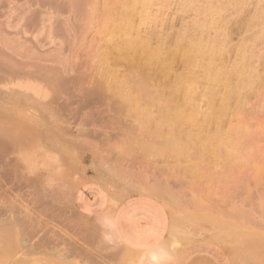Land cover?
<instances>
[{"label": "rangeland", "instance_id": "374dc122", "mask_svg": "<svg viewBox=\"0 0 264 264\" xmlns=\"http://www.w3.org/2000/svg\"><path fill=\"white\" fill-rule=\"evenodd\" d=\"M117 1L0 0V264H128L138 255L101 219L77 210L75 192L86 173L112 197L148 195L168 211L165 259L144 264H172L198 244L218 249L230 264H264V83L245 95L241 110L251 134L239 139L246 160L228 166L212 153H167L155 128L129 116L96 69L101 15L91 17V6ZM154 1L157 18L137 23L136 33L171 40L191 32V3ZM213 2L227 4L215 11L227 23L224 60L231 64L238 45L264 31V0ZM253 20L259 23L250 26ZM173 64L169 77L154 67L141 75L149 84H169L183 70L179 60ZM253 64L264 73V63ZM111 65L119 74L130 68L123 60Z\"/></svg>", "mask_w": 264, "mask_h": 264}, {"label": "bare ground", "instance_id": "6f19581e", "mask_svg": "<svg viewBox=\"0 0 264 264\" xmlns=\"http://www.w3.org/2000/svg\"><path fill=\"white\" fill-rule=\"evenodd\" d=\"M182 1L185 4L189 3V6L192 4L194 19L193 21L190 19L191 32L178 33L171 40L136 33L138 25L148 26L154 22L152 18L155 14L153 16L151 14V8L156 2L154 0H118L115 3H104L100 7L96 3L93 4L90 10L91 17L101 15L98 34L102 35L101 49L99 48L98 53L99 66L96 69L100 77L106 81V90L109 94L127 107V114L155 128L154 136L164 141L167 153L190 158L187 154L191 151L194 153L193 156L191 154L194 159H197L195 157L198 153H212L229 166L232 160L239 157L246 160L245 155L241 154L244 149L242 150L239 139L243 136L245 138L249 131L247 134L241 110L244 106L247 107L245 95L254 92L257 85L264 83V73H258L253 66L256 61L264 63V52L255 50L256 44L263 40L261 33L264 31L257 37L243 40L235 50L234 61L226 64L227 23L224 18L216 17V11L218 8L226 9L227 4L221 1L218 5L213 0H201L203 5L197 3L198 5L195 4L193 7V1ZM241 9L243 8L237 7V13ZM257 21L253 20L249 25ZM209 30L213 32L212 36L208 34ZM119 60L126 61L130 67L124 74L109 69V65ZM176 60L181 62L183 70L176 74L169 84H149L147 77L141 75V69L145 72L144 69L154 67L163 77H169L172 75V64ZM200 102L205 103L207 108L205 106L201 110L198 106ZM263 161L264 159L261 160ZM200 175H203L201 171ZM162 244L147 251L151 252L149 256L144 254L147 252L143 254L138 252V255L129 257L128 264H144L146 261L157 263L164 260Z\"/></svg>", "mask_w": 264, "mask_h": 264}, {"label": "crops", "instance_id": "0c3cea01", "mask_svg": "<svg viewBox=\"0 0 264 264\" xmlns=\"http://www.w3.org/2000/svg\"><path fill=\"white\" fill-rule=\"evenodd\" d=\"M75 206L89 218H99L123 247L147 252L162 244L169 232V214L164 205L148 195L125 199L112 197L89 173L75 192ZM172 264H230L220 251L205 244L193 245L177 254Z\"/></svg>", "mask_w": 264, "mask_h": 264}]
</instances>
